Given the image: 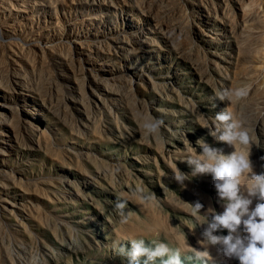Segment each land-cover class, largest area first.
<instances>
[{
    "label": "rangeland",
    "instance_id": "374dc122",
    "mask_svg": "<svg viewBox=\"0 0 264 264\" xmlns=\"http://www.w3.org/2000/svg\"><path fill=\"white\" fill-rule=\"evenodd\" d=\"M0 3V264H122L126 237L204 264L190 204L222 211L212 176L181 187L172 175L191 174L181 160L199 139L233 150L200 126L221 111L252 129L264 172V0ZM150 117L162 140L144 139ZM207 250L206 264H239Z\"/></svg>",
    "mask_w": 264,
    "mask_h": 264
},
{
    "label": "clouds",
    "instance_id": "9594fccd",
    "mask_svg": "<svg viewBox=\"0 0 264 264\" xmlns=\"http://www.w3.org/2000/svg\"><path fill=\"white\" fill-rule=\"evenodd\" d=\"M249 86L241 87L234 92L217 91L212 101H230L245 97ZM214 125L200 124L209 130V134L219 142L225 143L233 150L223 154L210 146L203 139L197 141L200 151L193 147L194 154H189L181 161H186L192 167L191 174L182 172L175 164L173 178L184 187V182L197 174H210L216 191L217 200L222 211L210 208L207 214H201L203 205L199 202L190 204V215L193 217L191 230L203 226L201 232V250L195 252V258L206 264L210 258L207 250L215 246L225 258L235 259L239 264H264V172L256 173L250 160L253 145L259 147L252 129L236 119L232 112L221 111L214 117ZM162 121L147 118L142 124L145 140L156 138L162 140ZM241 146L244 151H236L235 146ZM245 179L242 180L241 178ZM141 200L147 199L143 190H136ZM253 199L257 202L254 206ZM126 203L119 201L115 205L121 215L122 222L128 217L124 209ZM226 230L227 234H218ZM127 243L118 244L116 255L122 258V264H184L179 250L169 247L164 242L144 239L125 238ZM185 243L186 237H185Z\"/></svg>",
    "mask_w": 264,
    "mask_h": 264
},
{
    "label": "bare ground",
    "instance_id": "6f19581e",
    "mask_svg": "<svg viewBox=\"0 0 264 264\" xmlns=\"http://www.w3.org/2000/svg\"><path fill=\"white\" fill-rule=\"evenodd\" d=\"M1 1H3V0H1ZM47 1H48V0H47ZM92 1H93V0H92ZM50 2H51V1H50ZM82 3H83V2H82ZM0 4H1V3H0ZM1 5H2V4H1ZM1 32H2V33H6V32L8 33V31H4L3 29H1ZM62 54H63V53H62ZM63 57H64V56H63ZM96 79H98V82H99V81H103V82H104V81L107 80L105 77L98 76V75L96 76ZM15 83H16V82H15ZM20 84H21V83H20ZM22 88H23V87H22ZM61 89H62V87H61ZM6 118H7V117H6ZM4 120H6V119H5V117H4L3 111L0 110V122H2V121L4 122ZM1 174H3V172H2ZM1 174H0V175H1ZM1 176H4V174L1 175Z\"/></svg>",
    "mask_w": 264,
    "mask_h": 264
}]
</instances>
